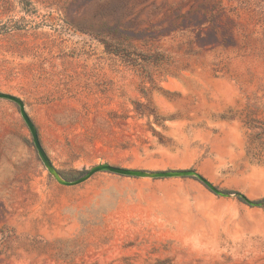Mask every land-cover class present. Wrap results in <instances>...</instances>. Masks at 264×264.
Instances as JSON below:
<instances>
[{"label":"rangeland","instance_id":"rangeland-1","mask_svg":"<svg viewBox=\"0 0 264 264\" xmlns=\"http://www.w3.org/2000/svg\"><path fill=\"white\" fill-rule=\"evenodd\" d=\"M0 91L228 193L0 99V264H264V0H0Z\"/></svg>","mask_w":264,"mask_h":264},{"label":"water","instance_id":"water-1","mask_svg":"<svg viewBox=\"0 0 264 264\" xmlns=\"http://www.w3.org/2000/svg\"><path fill=\"white\" fill-rule=\"evenodd\" d=\"M0 99L2 100H8L15 102L18 104L20 108V112L27 123L28 127L30 128V131L33 136V142L35 144V147L37 149V152L43 161L46 168L49 170V172L55 176V178L64 185H77L80 184L89 178H91L94 174L101 172V171H109L112 173L124 175V176H133V177H151V178H168V177H186V176H193L197 177L199 180H201L204 184H206L210 189H212L214 192L221 194V195H227V192H224L217 188L214 184H212L208 179L203 177L200 173H198L196 170L193 169H175V170H156V171H149V170H143V169H133L128 167H122L118 165H114L111 163H99L96 164L86 170V172L81 175L80 177L74 179V180H66L64 179L61 174L58 172V170L55 168L49 154L45 150L40 137L38 133V129L26 111L25 108V102L22 98L19 96L8 93V92H2L0 91Z\"/></svg>","mask_w":264,"mask_h":264},{"label":"trees","instance_id":"trees-1","mask_svg":"<svg viewBox=\"0 0 264 264\" xmlns=\"http://www.w3.org/2000/svg\"><path fill=\"white\" fill-rule=\"evenodd\" d=\"M237 195L239 196V198L248 201V199L246 198V196L244 194L237 192Z\"/></svg>","mask_w":264,"mask_h":264}]
</instances>
